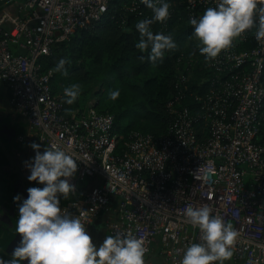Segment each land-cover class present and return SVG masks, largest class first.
Returning <instances> with one entry per match:
<instances>
[{"label": "built area", "instance_id": "built-area-1", "mask_svg": "<svg viewBox=\"0 0 264 264\" xmlns=\"http://www.w3.org/2000/svg\"><path fill=\"white\" fill-rule=\"evenodd\" d=\"M115 1L25 0L16 10V1L0 0V81L10 90L11 108L39 144L57 145L77 158L69 178L75 189L90 182L81 199L60 206L62 212L78 216L86 229L105 215L108 235L131 231L143 238L145 264H179L186 247L201 237L184 211L207 204L239 232L227 261L264 264V38L256 39L253 26L211 61L198 49L193 56L182 53L179 92L168 104L174 117L169 132H137L123 142L114 116L99 113L97 101L65 117L53 94L54 72L44 70L55 45L102 23ZM215 5L185 0L163 27L177 18L193 30L190 19ZM198 66L205 76L197 85L205 91L195 95L194 112L182 101Z\"/></svg>", "mask_w": 264, "mask_h": 264}, {"label": "clouds", "instance_id": "clouds-1", "mask_svg": "<svg viewBox=\"0 0 264 264\" xmlns=\"http://www.w3.org/2000/svg\"><path fill=\"white\" fill-rule=\"evenodd\" d=\"M152 9L151 19L140 20L136 28L140 39L136 47L150 50L148 59L156 62L164 57L165 50L174 49L171 35L154 33L150 25L164 21L169 16L168 0H142ZM193 36L199 42V52L206 61L218 57L230 47L245 30L257 27L256 39L264 38V0H216V5L205 9L198 18L190 19ZM65 58L55 65V71L67 75ZM81 85L71 83L63 89L65 102L73 104L81 95ZM119 89L109 96L116 99ZM35 156L27 164L28 179L38 181L43 187L32 186L19 204L16 232L22 234L10 259L0 257V264H145L147 248L143 238L131 231L107 235L97 245L78 216L65 214L60 207V197L75 191L69 180L77 170V158L62 147L53 145L40 151L41 145L32 142ZM19 195L14 200L19 201ZM184 215L192 226L201 232L200 242H193L184 250L179 264H225L232 258L233 245L239 232L231 223H225L207 204L187 206Z\"/></svg>", "mask_w": 264, "mask_h": 264}, {"label": "trees", "instance_id": "trees-1", "mask_svg": "<svg viewBox=\"0 0 264 264\" xmlns=\"http://www.w3.org/2000/svg\"><path fill=\"white\" fill-rule=\"evenodd\" d=\"M184 2L168 0V3H175L169 7V13L182 11ZM152 16V9L142 0H138L135 6L132 0H116L102 23L79 30L68 41L55 45L51 55L45 59L44 70L54 72L53 94L62 103L65 117L85 110L88 102L96 96L97 111L114 116L116 131L124 137L123 142L137 132L156 137L169 132L174 117L168 104L179 92L176 89L177 61L182 53L193 56V50L199 48L198 43L191 39L192 28L185 21L171 20L168 29H164L163 21H155L150 25L151 30L171 35L176 47L165 50L164 57L156 62L149 60L150 50L136 47L140 39L136 24ZM61 58L67 61V75L55 71V65ZM195 73L197 80L191 81V92L183 98L182 106L197 112L199 103L195 95L205 91V88L200 89L197 81L205 74L199 66ZM71 83H79L82 91L69 105L65 102L63 89ZM115 89H119L120 95L113 100L109 92ZM84 189H79V193L73 192V197L60 206L81 199Z\"/></svg>", "mask_w": 264, "mask_h": 264}, {"label": "crops", "instance_id": "crops-1", "mask_svg": "<svg viewBox=\"0 0 264 264\" xmlns=\"http://www.w3.org/2000/svg\"><path fill=\"white\" fill-rule=\"evenodd\" d=\"M10 98V90L4 83L0 87V257L5 259L11 258V253L16 246L13 244H17L15 241L13 243L11 235L18 233L15 226L19 217V204L23 200H14V197L27 192L29 187H43L42 183L28 179L30 169L27 164L35 156L36 150L31 147V144L32 142L39 144L37 134L26 130L25 123L12 110ZM22 134H25L26 137L24 141L20 142L18 138ZM45 148L41 145L40 151L43 152ZM89 184L90 182L85 186L84 182L77 183L76 191L79 193V189L88 188ZM73 192H70L67 197L59 194L60 203L72 198ZM105 219V215L100 216L86 229L97 245L102 243L108 235ZM156 255L151 256V259H156ZM159 261L157 258L156 262ZM225 264L236 263L227 261Z\"/></svg>", "mask_w": 264, "mask_h": 264}, {"label": "rangeland", "instance_id": "rangeland-1", "mask_svg": "<svg viewBox=\"0 0 264 264\" xmlns=\"http://www.w3.org/2000/svg\"><path fill=\"white\" fill-rule=\"evenodd\" d=\"M19 5H22L21 1H17V3H16V7H14V8H17L16 10H18L20 7H17V6H19ZM3 85H4V82L0 81V87H2ZM97 91H99V89H98ZM97 99H98V98H97L96 96H93L92 99L88 102L87 107H88L91 103H93L94 101H97V105H98V100H97ZM10 101H11V98H10ZM84 184H85V186H87V185H88V181L84 182ZM81 185H83V184H81ZM25 194H26V195H25ZM19 195H20V197H22L21 199L23 200L24 198L27 197L28 192H25V193H23V194L21 193V194H19Z\"/></svg>", "mask_w": 264, "mask_h": 264}, {"label": "water", "instance_id": "water-1", "mask_svg": "<svg viewBox=\"0 0 264 264\" xmlns=\"http://www.w3.org/2000/svg\"><path fill=\"white\" fill-rule=\"evenodd\" d=\"M20 52L23 53V54L26 53L25 50H20ZM21 235H22V234H20V233L12 234L11 237H12V239H13V243H14V241H15V242H17V244H18L19 241H20V239H21ZM17 238H18V241H17ZM17 244L14 243V245H16V246H17ZM23 264H27V260H25V261L23 262Z\"/></svg>", "mask_w": 264, "mask_h": 264}, {"label": "flooded vegetation", "instance_id": "flooded-vegetation-1", "mask_svg": "<svg viewBox=\"0 0 264 264\" xmlns=\"http://www.w3.org/2000/svg\"><path fill=\"white\" fill-rule=\"evenodd\" d=\"M7 259H10L9 257Z\"/></svg>", "mask_w": 264, "mask_h": 264}]
</instances>
